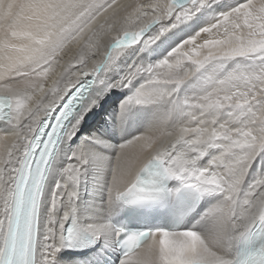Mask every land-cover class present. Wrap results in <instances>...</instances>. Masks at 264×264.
Instances as JSON below:
<instances>
[{
	"label": "snow or ice",
	"instance_id": "obj_1",
	"mask_svg": "<svg viewBox=\"0 0 264 264\" xmlns=\"http://www.w3.org/2000/svg\"><path fill=\"white\" fill-rule=\"evenodd\" d=\"M209 3L0 0V123L11 128L0 134V264H54L55 254L82 231L96 236L114 231L125 249L120 264H264V251L239 262L231 257L238 241L264 235V174L243 187L253 162L264 157V0H240L158 62L111 85L127 87L144 74L122 111L163 104L168 112L159 125L119 146L109 205L129 197L184 204L187 195L188 210L194 211L206 196L219 200L183 231L124 235L106 224L82 227L76 200L88 160L81 155L66 166L67 179L51 197L44 236L38 235L37 212L51 162L95 102L92 86L133 46L150 47ZM70 45L77 46L73 60L79 70L69 63L46 86ZM231 60L246 63L226 70ZM189 81L200 92L181 101L178 92ZM177 111L186 118L169 126Z\"/></svg>",
	"mask_w": 264,
	"mask_h": 264
},
{
	"label": "bare ground",
	"instance_id": "obj_2",
	"mask_svg": "<svg viewBox=\"0 0 264 264\" xmlns=\"http://www.w3.org/2000/svg\"><path fill=\"white\" fill-rule=\"evenodd\" d=\"M211 1L209 5L212 3ZM119 2H125V0H119ZM218 7L220 6L214 3L212 9ZM212 9L209 10L207 6L201 9L190 20L177 24L175 28L148 48H143L140 45L133 46L132 50L118 59L114 69L104 74L102 83L93 85L94 88L89 96L95 102L84 111L83 118L76 126L75 134L69 139H64L52 164L42 196L39 225V237L41 239L44 236L52 212V194L57 190L58 185H63L66 181L67 177L64 171L66 166L69 163L76 162V157L81 155L88 160V163L84 165L77 189V222L82 227L106 224L113 229L109 216L117 206L109 205L108 188L119 146L159 125L168 112V106L163 104H141L129 106L126 112L122 111L123 103L134 94L146 78L144 74L137 76L127 87L123 86V90L114 89L115 87L110 88V86L127 72L137 67L154 64L155 59L171 43L175 41L180 43L194 35L193 30L199 29L202 25L204 26L205 18L216 12ZM163 22L161 21V23ZM159 27L160 25H156L153 30H158ZM76 53V45H70L66 49L58 63L53 66L46 86H50L52 81L56 80L65 71V67L69 63L74 65L72 70H79V66L75 65L73 60ZM88 67L91 68V61H89ZM199 92L200 89L192 81H189L180 88L178 98L181 101L191 99ZM116 98L119 102L117 106L114 105ZM101 113L106 114L105 121L102 120ZM185 118L182 111H177L171 116L169 126L182 123ZM10 132L11 128L9 126L0 123V134H9ZM258 158L250 167L243 185L244 189H247L248 185L259 175L264 174V157ZM218 200V195L206 196L195 214L177 231L191 228L199 219L200 214ZM56 215H62V210H57ZM199 227L203 230L202 225ZM87 233L92 234L97 239V244L94 247L84 249L81 252H74L63 247L55 254L54 264H106L110 258L115 259L114 231L103 233L100 236H96L91 232ZM236 245L237 243L231 251L232 258L236 252ZM121 260H118L117 264H120Z\"/></svg>",
	"mask_w": 264,
	"mask_h": 264
},
{
	"label": "rangeland",
	"instance_id": "obj_3",
	"mask_svg": "<svg viewBox=\"0 0 264 264\" xmlns=\"http://www.w3.org/2000/svg\"><path fill=\"white\" fill-rule=\"evenodd\" d=\"M211 2L212 3L207 6V8L209 10L212 9L214 3H216L220 7L216 8V9L215 8L212 9L216 12H213L208 17H206L204 20L205 21L204 26L202 25L199 29L213 23L219 13L228 11L230 8L234 7L237 3H239L240 0H212ZM199 29L193 30V32L196 33V31H198ZM178 43L179 42L175 41V42L171 43V45H169V47H165V49H164V51H162L161 55L155 59V63L158 62L160 59H162L167 54V52L170 51L172 48H174L176 45H178ZM238 63H246V61L231 60L225 65V68H226V70L230 71L233 68H235ZM111 87L112 86H110V88ZM122 88H123V86H116L114 89L123 90ZM114 105H116V106L119 105L117 98L114 100ZM101 118L103 121H105L106 120V114L101 113ZM258 159L259 158H257L255 161H257ZM255 161H254V163H255Z\"/></svg>",
	"mask_w": 264,
	"mask_h": 264
}]
</instances>
